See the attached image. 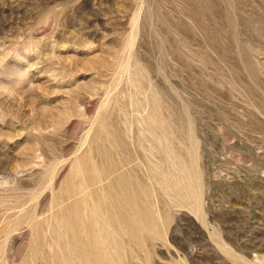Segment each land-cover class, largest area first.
<instances>
[{"label": "rangeland", "instance_id": "rangeland-1", "mask_svg": "<svg viewBox=\"0 0 264 264\" xmlns=\"http://www.w3.org/2000/svg\"><path fill=\"white\" fill-rule=\"evenodd\" d=\"M263 43L264 0H0V264H41V220L49 240L63 231L59 192L78 179L74 167L90 157L106 175L109 155L127 152L135 175L130 163L98 185L120 179L122 193L132 183V218L149 212L151 228L132 230L129 206L116 208L127 221L113 237L116 252L125 247L115 264H264Z\"/></svg>", "mask_w": 264, "mask_h": 264}, {"label": "bare ground", "instance_id": "bare-ground-1", "mask_svg": "<svg viewBox=\"0 0 264 264\" xmlns=\"http://www.w3.org/2000/svg\"><path fill=\"white\" fill-rule=\"evenodd\" d=\"M232 1V0H231ZM249 3V2H248ZM232 4V3H231ZM230 4V5H231ZM233 7L231 6V9H232ZM255 9V8H254ZM232 14H233V12H232ZM234 16V15H233ZM231 17V16H230ZM134 18H135V16H134ZM235 18V17H234ZM137 19V18H136ZM231 19H233V18H231ZM135 20V19H134ZM252 21V20H251ZM134 22V21H133ZM232 22H233V20H232ZM236 22V21H235ZM234 22V23H235ZM256 22V21H255ZM231 23V22H230ZM136 25V24H135ZM249 25H251V24H249ZM134 26V25H133ZM132 26V27H133ZM261 28V27H260ZM135 29V28H134ZM133 29V30H134ZM231 29V28H230ZM253 31H255V30H253ZM256 32V31H255ZM134 33V32H133ZM237 33V32H236ZM135 34V33H134ZM233 34H234V31H233ZM131 37V36H130ZM135 38V37H134ZM262 39V38H261ZM236 40H237V38H236ZM234 41H235V39H234ZM129 43V42H128ZM236 43H238V42H236ZM239 43H241V42H239ZM239 43L238 44H235V45H239ZM132 44V43H131ZM249 44V43H248ZM255 44V43H254ZM264 44V43H263ZM241 45H242V43H241ZM129 46V45H128ZM256 46V45H255ZM254 46V47H255ZM239 47H241V46H239ZM238 47V48H239ZM131 48V47H130ZM241 48H243V47H241ZM256 48V47H255ZM244 49V48H243ZM254 49V48H253ZM245 50H246V47H245ZM245 50H240L239 49V53L240 52H245ZM247 51H249V50H246V52ZM247 54V53H246ZM246 54H243L242 53V55L244 56V55H246ZM248 54H249V52H248ZM241 55V57H243ZM130 56V55H129ZM247 56V55H246ZM249 57V55L247 56V57H245V58H248ZM252 58V57H251ZM127 59H128V57H127ZM246 61H250V57H249V59L247 60V59H245ZM245 60H243L242 59V61H244V63H249V64H251L249 61L248 62H246ZM252 61V60H251ZM243 63V64H244ZM255 62H253V64H254ZM249 64H247V65H249ZM245 65V64H244ZM247 65H246V67H247ZM125 66V65H124ZM245 67V68H246ZM250 67V66H249ZM252 67V66H251ZM251 69V68H250ZM249 69V70H250ZM254 69H256V68H254ZM139 70V69H138ZM136 71V70H135ZM250 71H253V69L252 70H250ZM137 72V71H136ZM135 72V73H136ZM248 72V71H247ZM257 72V71H256ZM139 73V72H138ZM137 73V74H138ZM143 73V72H142ZM249 73V72H248ZM254 74V73H253ZM256 74V73H255ZM250 76H252L251 74H249ZM136 76V75H135ZM249 76V77H250ZM254 76V75H253ZM256 76V75H255ZM132 78V77H131ZM144 78V77H143ZM251 78V77H250ZM256 78V77H255ZM133 79V78H132ZM137 79H139V78H137ZM136 79V80H137ZM140 80V79H139ZM253 81V80H252ZM135 82V81H134ZM137 83H138V81H137ZM140 85V84H139ZM140 87V86H139ZM112 90V89H111ZM158 94V93H157ZM156 94V95H157ZM158 97V96H157ZM155 99V98H154ZM158 101H160V100H158ZM146 102V101H145ZM154 102H155V100H154ZM90 104H92V103H90ZM145 104V103H144ZM153 104V103H152ZM151 104V105H152ZM165 104H166V102H165ZM104 105V104H103ZM148 105V104H147ZM147 105H145V106H147ZM150 105V104H149ZM154 105H155V103H154ZM156 105H157V103H156ZM155 105V106H156ZM154 106V107H155ZM158 107V106H157ZM156 107V108H157ZM154 110V109H153ZM157 110V109H156ZM164 110V109H163ZM167 110V109H166ZM100 111V110H99ZM168 111V110H167ZM155 112V111H154ZM157 112V111H156ZM165 113V112H164ZM159 114H161V111H160V113ZM165 114H167V113H165ZM157 115V114H156ZM163 115V114H162ZM184 115V114H183ZM151 116V115H150ZM161 116V115H160ZM166 116V115H165ZM169 116V115H168ZM148 117V116H147ZM163 117V116H162ZM152 118V117H151ZM179 118H181V116L179 117ZM149 119H150V117H149ZM163 119H165V118H163ZM169 119H171L170 118V116H169ZM187 119V118H186ZM104 120V119H103ZM160 120V119H159ZM171 120H173V119H171ZM179 120V119H178ZM191 120V119H190ZM170 121V120H169ZM186 121H189L188 119L186 120ZM102 122H104V121H102ZM167 122V121H166ZM182 122V121H181ZM192 122V121H191ZM149 123H150V121H149ZM168 123V122H167ZM171 123H173V122H171ZM188 123V122H187ZM104 124L106 125V122H104ZM151 124V123H150ZM149 124V125H150ZM180 124V123H179ZM193 124V123H192ZM156 125V124H155ZM159 125V124H158ZM189 125V124H188ZM187 125V126H188ZM102 126H104V125H102ZM107 126V125H106ZM109 126H111V125H109ZM147 126H148V124H147ZM174 126H176L177 128L180 126H177V124L176 125H174ZM105 127V126H104ZM114 127V126H113ZM112 127V128H113ZM182 127V126H181ZM101 128V127H100ZM106 128H108V127H106ZM191 128V127H190ZM109 129V128H108ZM141 129V128H140ZM157 129V128H156ZM163 129V128H162ZM168 129V128H167ZM191 129H193V128H191ZM102 130V129H101ZM113 130V129H112ZM150 133H151V135L154 137V134H156V131L155 130H153L152 128L151 129H147ZM170 130H171V128H170ZM169 130V131H170ZM177 130V129H176ZM111 131V130H110ZM115 131V130H114ZM139 131V130H138ZM137 131V132H138ZM148 132V133H149ZM162 133V132H161ZM160 133V135H162ZM166 131L164 130V134L162 135V140H163V145L166 143V141H167V137H166ZM103 134V133H102ZM106 134H107V131H106ZM105 133H104V138H106L107 136H109L108 134L106 135ZM112 134H114V133H112ZM142 134V133H141ZM170 134H172L171 132H170ZM178 134V133H177ZM105 135H106V137H105ZM143 135V134H142ZM148 135V134H147ZM150 135V134H149ZM158 135V134H157ZM114 136H115V134H114ZM134 136V135H133ZM139 136V135H138ZM137 135H136V137H138ZM173 136V135H172ZM190 136V135H189ZM141 137V136H140ZM143 137V136H142ZM142 137H141V139H142ZM149 137V136H148ZM158 137H159V135H158ZM171 137V136H170ZM174 137V136H173ZM176 137V136H175ZM102 139H104L103 138V136L101 137ZM144 138V137H143ZM151 138V137H150ZM169 138V137H168ZM179 138V137H178ZM121 139H123V138H121ZM141 139L140 138H136V140H135V142H136V144H137V146L138 147H141V149L142 150H145V148H144V145H143V142L141 141ZM154 139V138H153ZM157 139V138H156ZM172 139V138H171ZM117 140V139H116ZM146 140V143L148 142V143H150L151 142V139H145ZM161 140V141H162ZM189 140V139H188ZM106 141H108V140H106ZM113 142V140H111V138H110V142ZM153 141V140H152ZM174 141V140H173ZM175 141H178L176 138H175ZM183 141V140H182ZM103 142V141H102ZM111 142V143H112ZM121 142H122V140H121ZM134 142V141H133ZM145 142V141H144ZM120 143V142H119ZM118 143V144H119ZM124 143H126V142H124ZM123 143V144H124ZM168 143V142H167ZM175 143V142H174ZM180 143V142H179ZM107 144L109 145V143L107 142ZM170 144V143H169ZM180 144H182V143H180ZM112 145V144H111ZM146 145H149V148H153V149H156V148H154V144H152V143H150V144H146ZM166 145V144H165ZM192 145V144H191ZM118 146V145H117ZM171 146V145H170ZM102 147V146H101ZM109 147V146H108ZM111 147V146H110ZM166 147V146H165ZM184 147V146H183ZM194 147H195V145H194ZM105 148V147H104ZM107 148V147H106ZM112 148V147H111ZM110 148V149H111ZM113 148L115 149V146H113ZM117 148H119V147H117ZM123 148V147H122ZM127 148V147H126ZM131 148V147H130ZM134 148V147H133ZM137 148V147H136ZM163 148V147H162ZM168 148V147H167ZM171 148V147H170ZM188 148H189V146H188ZM191 148H192V146H191ZM101 149V148H100ZM109 149V150H110ZM120 149V148H119ZM138 149H140V148H138ZM140 149V150H141ZM158 149H160V148H158ZM164 149V148H163ZM172 149V148H171ZM185 149V148H184ZM195 149V148H194ZM108 150V149H107ZM117 150V149H116ZM121 150V152H122V149H120ZM131 150V149H130ZM134 150V149H133ZM152 149H150V150H148L147 149V151L148 152H151V153H147L148 155H147V160H148V162H150L149 161V154L150 155H153V153H152V151H151ZM157 150V149H156ZM187 150V149H186ZM103 151V150H102ZM101 151V152H102ZM115 151V150H114ZM118 151V150H117ZM126 151V150H125ZM154 151V150H153ZM168 152H169V150H167ZM107 152H109V151H107ZM110 152H112V151H110ZM120 151H118V153H119ZM127 152V151H126ZM136 152H137V150H136ZM163 152V151H162ZM175 152V151H174ZM180 153H181V151H179ZM183 152V151H182ZM98 153H99V151H98ZM146 153V152H145ZM171 153V152H170ZM176 153V152H175ZM107 154V153H106ZM108 154H110V153H108ZM139 154V153H138ZM141 154V153H140ZM144 154V153H143ZM182 154V153H181ZM110 155H112V154H110ZM109 155V161H106V162H104L102 159V161L105 163V167L104 168H106V169H108V172L109 173H107L106 175L105 174H102L101 175V171H102V169H103V167L101 168L100 166H97V164H88V160L90 159V157L88 158V160L86 161L85 160V164L83 165V166H81V164L80 163H76V165L75 166H77V164H80L79 166H77V167H74V168H76V170L75 171H73V172H78L79 171V177L78 176H75V174L72 172V174H71V176L72 175H74L75 177H77L78 179H76V181H74L75 179H74V177H73V182H74V185H73V187H72V185L71 184H69V182H67V181H71V180H69V178H68V180L66 181V183L67 184H69V186L71 185V188L70 187H68V185L67 184H65L67 187H68V190H67V188L65 189L64 187H63V191H61V193L59 192V194H61L60 195V198L58 199V201L60 200L62 203H59V204H65V203H67V202H65V203H63L65 200L67 201H69L66 205H64L65 207V209L64 208H61L60 209V214H59V219L58 220H55L56 222L54 223L55 225V227L56 228H54V230L55 229H58L59 228V230H61V229H63V231H61V234H58V235H56V237H51V240H49V238H47V234H48V223H49V221H48V218L47 217H43V219L41 220V227H42V235H41V264H112V263H114V261H116L117 259H114V257H112V252L114 253V252H116V250L117 249H115L116 248V244H118V243H115V242H113V237H115L116 235H114L115 234V231H116V227H117V229H119L118 227H120L122 224H124L123 222L124 221H127V219L126 220H124L123 219V214L122 215H119L118 213V210H116V208H118L119 206L121 207V205H127V206H129V208H130V210L129 211H131V212H129L130 213V215H131V217H130V219L132 218V214L131 213H133V211H135V215L136 214H138L139 212H140V215L139 216H141V211H138V210H133V208H135V207H137V206H139V205H137L136 204V199H138V197L140 196H138L137 198H134V200L133 199H131V198H133V196H134V193L133 192H135V191H133L134 189L132 188L134 185L131 183L130 185H129V183H128V185L127 186H129V191L127 190L128 189V187H126L127 189H124V188H122V190H123V192L124 191H128V192H130L129 193V195L131 194L132 195V197H128V195H126V193L127 192H124V194L123 195H126L128 198H130V200H127L126 198H124V196H123V199H121L120 197V194H122L121 192H120V190L119 191H115V190H113V188H116L117 189V187H119V185H120V183H119V181H120V179H114V180H111L110 182H109V184H107L106 186H102V185H98L99 183H100V181H102L103 180V178H108V174H110L112 171H114V170H116V169H118L119 167H122V169H123V167H125L127 164L129 165L130 163V165H129V169L128 168H126L127 170H126V172L127 173H129V174H134L135 175V172H136V164L135 163H133V159L131 158V157H129L128 156V152H127V154L126 155H124V158H122L121 157V159H119V160H117V161H114L113 159H111V156ZM119 155V154H118ZM117 155V156H118ZM122 154H120V156H121ZM142 155V154H141ZM145 155V154H144ZM157 155V154H156ZM159 155V154H158ZM183 155V154H182ZM190 155V154H189ZM115 156V155H114ZM114 156H112V157H114ZM138 156V155H137ZM140 156V155H139ZM179 156V155H178ZM104 157V156H103ZM141 157V156H140ZM139 157V158H140ZM144 157V156H143ZM160 157V156H159ZM173 157V156H172ZM92 158V157H91ZM116 158V157H115ZM165 158V157H164ZM167 158V157H166ZM174 158H175V155H174ZM180 158V157H179ZM186 158V157H185ZM198 158V157H197ZM93 159V158H92ZM94 159H95V157H94ZM106 159V158H105ZM142 159V158H141ZM182 160L184 159V158H181ZM194 159V158H193ZM107 160V159H106ZM90 162H91V160H89ZM92 161H94V160H92ZM99 161V160H98ZM167 161H168V163H169V161L170 160H168V158H167ZM180 161V160H179ZM190 161V160H189ZM87 162V163H86ZM165 162V161H164ZM182 162H184V161H182ZM84 163V162H83ZM95 163H97L96 161H95ZM147 163V162H146ZM162 163V162H161ZM167 163V164H168ZM190 163V162H189ZM192 163H193V161H192ZM99 164V163H98ZM103 164V163H102ZM145 164V163H144ZM148 164V163H147ZM166 164V163H165ZM166 164V165H167ZM170 164V163H169ZM172 164H173V162H172ZM180 164H181V161H180ZM185 164V163H184ZM159 165H161L160 163H159ZM175 164H173L172 165V167L174 166ZM148 166V165H147ZM170 167H171V164L169 165ZM168 166V167H169ZM179 166V165H178ZM185 166H186V164H185ZM188 166V165H187ZM194 166V165H193ZM142 167V166H141ZM171 167V168H172ZM175 167V169H173L172 171L174 172V170H176V169H178V168H176V166H174ZM173 167V168H174ZM78 168V169H77ZM99 168H101V169H99ZM139 168V167H138ZM189 168H191L192 169V167H190L189 166ZM147 169V168H146ZM152 169V168H151ZM160 169V168H159ZM185 169H187V168H185ZM184 169V170H185ZM195 169V168H194ZM101 170V171H100ZM124 170H125V168H124ZM139 170V169H138ZM150 170V169H149ZM158 170V169H157ZM164 170V169H163ZM179 170V169H178ZM182 170V169H181ZM188 170V169H187ZM103 171H106V170H103ZM144 171V170H143ZM151 171V170H150ZM160 171V170H159ZM192 171V170H191ZM191 171L189 170V172L191 173ZM116 172V171H115ZM121 172V171H120ZM125 172V173H126ZM145 172V171H144ZM156 172V171H155ZM168 172V171H167ZM166 172V173H167ZM178 172V171H177ZM195 172V171H194ZM194 172H193V177H194ZM122 173V172H121ZM140 173H142L141 171H140ZM171 173V172H170ZM176 173V172H175ZM184 172H182V174H183ZM186 173H188L187 171H185V175H183V176H186ZM198 172H196V174H197ZM113 174V173H112ZM155 174V173H154ZM174 174V173H173ZM172 174V175H173ZM177 174V173H176ZM77 175V174H76ZM104 175H105V177H104ZM117 175V174H116ZM115 175V176H116ZM123 175V174H122ZM128 175V174H127ZM127 175H125V176H127ZM134 175L132 176V177H134ZM138 175V174H137ZM150 175V174H149ZM175 175V174H174ZM177 175H179V174H177ZM188 175H190L189 173H188ZM187 175V176H188ZM191 175H192V173H191ZM190 175V176H191ZM70 176V179L72 178ZM111 176V175H110ZM113 176V175H112ZM118 176H119V173H118ZM158 176V175H157ZM161 176H163V175H161ZM180 176V175H179ZM179 176H178V178H179ZM198 176V175H197ZM114 177V176H113ZM146 177V176H145ZM149 177V176H148ZM148 177H147V179H148ZM158 177H160V176H158ZM171 177V176H170ZM181 177H182V175H181ZM198 177H200V176H198ZM118 178V177H117ZM123 178V177H122ZM127 178V177H126ZM131 178V177H130ZM141 178H142V176H141ZM140 178V179H141ZM160 178H162V177H160ZM176 178V177H175ZM174 178V179H175ZM184 178V177H183ZM187 178V177H186ZM109 179V178H108ZM146 179V183L148 182V180ZM171 179H173V178H171ZM198 179V178H197ZM125 180V179H124ZM127 180H128V178H127ZM151 180V179H150ZM162 180H164L163 178H162ZM161 180V181H162ZM200 180V182H201V179H199ZM198 180V181H199ZM106 181H108V180H106ZM105 181V182H106ZM121 181H123V180H121ZM126 181V180H125ZM129 181V180H128ZM136 181V180H135ZM155 181V180H154ZM168 181V180H167ZM170 181V180H169ZM176 181V180H175ZM179 181H181L180 180V178H179ZM183 181V180H182ZM181 181V184L183 183ZM185 181V180H184ZM187 181V180H186ZM185 181V182H186ZM194 181V180H193ZM195 181H197L196 180V177H195ZM194 181V182H195ZM197 181V182H198ZM73 182H71L72 184H73ZM104 182V181H103ZM104 182V184H106V183H108V182H106L105 183ZM124 182V181H123ZM122 182V183H123ZM131 182H133V180L131 181ZM143 182H145L144 180H143ZM173 182H174V180H173ZM172 182V183H173ZM177 182V181H176ZM176 182H174V183H176ZM193 182V183H194ZM122 183H121V185H122ZM124 183H126V182H124ZM137 183V182H136ZM169 183V182H168ZM167 183V184H168ZM153 184V183H152ZM161 184V183H160ZM164 184V183H163ZM180 184V185H181ZM184 184V183H183ZM182 184V185H183ZM191 184H192V182H191ZM199 184V183H198ZM198 184L195 182V185L196 186H198ZM148 185V184H147ZM177 185V184H176ZM175 184H174V186L173 187H175L176 186ZM188 185H189V182H188ZM195 185H194V187H195ZM201 185V184H200ZM144 186V185H143ZM169 186V185H168ZM193 186V185H192ZM142 187V186H141ZM147 187V186H146ZM150 188H152L151 187V185L149 186ZM156 187V186H155ZM163 187H164V185H163ZM166 187V186H165ZM170 187H172V186H170ZM172 187V188H173ZM61 189H62V187H60ZM135 188H138V186L136 185V187ZM149 188V189H150ZM171 188V189H172ZM176 188V187H175ZM183 188V187H182ZM185 188V187H184ZM199 188V187H198ZM201 188V189H200ZM200 188H199V191H201L202 190V187L200 186ZM119 189V188H118ZM141 189H143V188H141ZM145 189V188H144ZM153 189H154V186H153ZM167 189V188H166ZM192 189H195V188H193L192 187ZM191 189V190H192ZM114 192H113V191ZM190 190V189H189ZM197 190V189H196ZM112 191V192H111ZM137 191H139V190H136V192ZM141 191V190H140ZM152 191V190H151ZM167 191H170V190H167ZM193 191H195V190H193ZM58 192V191H57ZM142 192H143V190H142ZM147 192H148V190H147ZM155 192H156V190H155ZM161 192V191H160ZM170 192H172V194L175 192H173L172 190L170 191ZM187 192V191H186ZM140 193V192H139ZM143 193H145V192H143ZM143 193H142V195H143ZM149 193V192H148ZM151 193V192H150ZM153 193V192H152ZM151 193V194H152ZM162 193V192H161ZM180 193V192H179ZM197 193V192H196ZM58 194V195H59ZM128 194V193H127ZM147 194V193H146ZM156 194H157V192H156ZM170 194V193H169ZM184 194V193H183ZM195 194V193H194ZM135 195H136V193H135ZM157 195H159V194H157ZM163 194H161L160 195V197L162 196ZM174 195H176V194H174ZM189 195V194H188ZM198 195H200L199 194V192H198ZM201 195H202V191H201ZM137 196V195H136ZM136 196H134V197H136ZM145 196V195H144ZM167 196V195H166ZM181 196V195H180ZM186 196V195H185ZM195 196H197V195H195ZM194 196V197H195ZM55 197H57V193H56V195H55ZM72 197H74L73 199H71V200H69L70 198H72ZM145 197H148V196H145ZM154 197V196H153ZM164 197L165 196H163V197H161V198H163V200H164ZM179 197V196H178ZM184 197V196H183ZM189 198H190V196H188ZM198 197V196H197ZM141 198H143V196L141 197ZM140 198V199H141ZM149 198V197H148ZM151 198H152V195H151ZM157 198V197H156ZM189 198H188V200H189ZM192 198V197H191ZM47 199V198H46ZM153 199V200H152ZM151 200L155 203V201H154V198H152ZM160 199V198H159ZM167 199V198H166ZM185 199V198H184ZM187 199V198H186ZM198 199H201V197L199 196V198H197V200ZM3 200V199H2ZM51 200V199H50ZM143 200V199H142ZM145 200V199H144ZM195 200H196V198H195ZM40 201V200H39ZM44 201V200H43ZM43 201H41L40 203H41V205L43 204ZM54 201H55V198H54ZM59 201V202H60ZM71 201V202H70ZM149 201V200H148ZM191 201V200H190ZM56 202V201H55ZM54 202V203H55ZM138 202H139V204H140V206H145L146 204H147V202H146V204L144 203L143 205L141 204V200H138ZM145 202V201H144ZM169 202V201H168ZM46 203H47V201H46ZM57 203V202H56ZM143 203V202H142ZM196 203H199V206L201 205V202H199V201H196ZM195 203V201H194V204H196ZM53 204V203H52ZM58 204V205H59ZM153 204V203H152ZM46 205V204H45ZM57 205V204H56ZM133 206V208H131L132 206ZM13 206V205H12ZM48 206H50V204L48 205ZM126 206V207H127ZM143 206V209H145V207ZM147 206V205H146ZM151 205H149V208L151 209V208H154V207H150ZM153 206H155V205H153ZM196 206H197V208H198V204L197 205H195V206H193V207H195L196 208ZM60 207H63L62 205H60ZM59 207V208H60ZM186 207V206H185ZM57 208H58V206H57ZM122 208V207H121ZM120 208V209H121ZM125 208V207H124ZM140 208V207H139ZM189 208H191V207H189ZM48 209V208H47ZM50 209V208H49ZM135 209H138V208H135ZM146 209H147V207H146ZM202 209V208H201ZM157 210V209H156ZM158 210H160V209H158ZM191 210V209H190ZM197 210H200V208H198ZM41 211V210H40ZM52 211V210H51ZM54 211V210H53ZM125 211V210H124ZM123 211V212H124ZM136 211L138 212V213H136ZM147 211H148V209H147ZM152 209H151V213H152ZM39 212V211H38ZM56 212V211H55ZM126 212V211H125ZM154 212H155V210L153 211V214H154ZM162 212V211H161ZM194 212V211H193ZM198 212V211H197ZM46 213H48L47 211H46ZM57 213H58V211H57ZM155 213H158L157 211L155 212ZM194 213H196V212H194ZM41 213H39V215H40ZM43 214H45V212L43 213ZM143 214H144V212H143ZM165 214H167V212L165 213ZM28 216H30L29 214H27ZM38 215V217H41V216H39ZM151 215L152 214H150L149 212H147V214L146 215H144V216H146V218L144 219L143 218V220H144V223H145V225L147 226V227H149V228H151ZM159 215H161V214H159ZM26 216V215H25ZM128 216H129V214H128ZM137 216V215H136ZM136 216L134 217V215H133V217L135 218V220H136V222H137V220H139L138 218L136 219ZM153 216H155V214L153 215ZM157 216H158V214H157ZM165 216V215H164ZM138 217V216H137ZM159 217V216H158ZM161 217V216H160ZM26 218V217H25ZM50 218V217H49ZM134 218H132V219H134ZM141 219H142V217H140ZM163 218V217H162ZM128 220V221H130L131 222V220ZM156 218H154V220H152V222H156V221H158L159 220V218H157L156 220H155ZM24 220V219H23ZM135 220L133 221L132 220V224H133V222H135ZM143 220L141 221V220H139L138 221V223H136V225H135V228L133 227V229L132 230H135V231H140V230H142L141 228H143ZM129 222V223H130ZM120 223H122L121 225H120ZM130 223V224H131ZM150 225V226H149ZM128 226V225H127ZM145 227V226H144ZM61 228V229H60ZM158 228H160V227H158ZM128 229V228H127ZM127 229H126V231H127ZM53 230V231H54ZM120 230H122V229H120ZM119 230V231H120ZM123 230H124V228H123ZM129 230H131V229H129ZM147 230H149V229H147ZM145 228H144V231H147ZM152 230H154L155 231V229H153V227H152ZM164 230V229H163ZM125 231V230H124ZM144 231H142L143 232V234H145L144 233ZM160 231H162V230H160ZM159 231V232H160ZM123 232V231H122ZM122 232H120V234L122 233ZM149 232H150V230H149ZM163 232V231H162ZM55 233V232H54ZM132 233V232H131ZM136 233V232H135ZM129 234V233H128ZM154 234V233H153ZM161 234V233H160ZM36 235V234H35ZM114 235V236H113ZM139 235H142V234H139ZM149 235V234H148ZM152 235V234H151ZM51 236V235H50ZM61 236H63V238L64 239H61L60 237ZM130 236H131V234H130ZM162 236V235H161ZM138 237V236H137ZM140 237V236H139ZM116 238V237H115ZM150 238H151V236H150ZM62 240V241H64L65 240V247H63V248H61V245H60V241L59 240ZM125 239H127V238H125ZM119 240V239H118ZM123 241H124V239H122ZM121 240V241H122ZM145 240V239H144ZM143 239H142V241H140V243H142L143 241H144ZM151 240V239H150ZM153 240V239H152ZM120 240L119 241H117V242H121ZM129 240H127V242H128ZM126 242V241H125ZM63 243V242H62ZM130 243V242H129ZM132 244L131 245H133L134 244V241L133 242H131ZM148 243V242H147ZM127 244V243H126ZM38 245V244H37ZM125 245V244H124ZM130 244L128 245L129 247L131 246ZM142 245H143V243H142ZM35 246V245H34ZM39 246V245H38ZM58 247L59 249L58 250H56V249H54V247ZM63 246H64V243H63ZM119 246H121L120 244H119ZM122 246H123V242H122ZM146 246H148V245H146ZM46 247H48V248H50L49 249V251H50V253L49 252H47L46 251ZM118 247V246H117ZM124 247V246H123ZM122 247V248H123ZM127 247V246H126ZM141 247V249H143L142 248V246H140ZM149 247V246H148ZM46 248V249H45ZM119 248L120 247H118V250H119ZM133 248V247H132ZM35 249V248H34ZM39 249V248H38ZM129 249V248H128ZM133 249H135V247L133 248ZM140 249V250H141ZM121 251H124L125 252V247H124V250H122V249H120ZM119 250V251H120ZM147 250V249H146ZM119 251H117L116 253H118ZM127 251V250H126ZM145 251V250H144ZM148 252L146 253L147 254V256H148V259L150 258V251H149V249L147 250ZM134 252V251H133ZM38 253V256H39V252H37ZM152 253H153V251H152ZM120 254V253H119ZM121 254H122V252H121ZM34 255V254H33ZM116 255V254H115ZM114 256V255H113ZM121 255H119V257H120ZM116 257H118V254L116 255ZM119 257H118V260H120L119 259ZM122 257H123V255H122ZM146 257V256H145ZM147 258V257H146ZM255 258H258V257H255ZM151 259V258H150ZM122 260V259H121ZM124 260V259H123ZM148 261H150V260H148ZM147 261V262H148ZM122 262H124V261H122ZM122 262H116L117 264H119V263H122ZM150 263V262H149ZM37 264V263H36ZM115 264V263H114ZM124 264V263H123Z\"/></svg>", "mask_w": 264, "mask_h": 264}]
</instances>
